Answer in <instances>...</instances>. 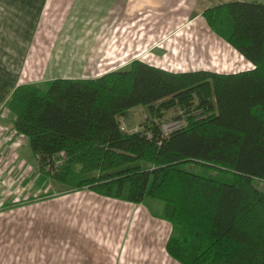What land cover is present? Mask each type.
I'll return each instance as SVG.
<instances>
[{"label":"trees","instance_id":"obj_1","mask_svg":"<svg viewBox=\"0 0 264 264\" xmlns=\"http://www.w3.org/2000/svg\"><path fill=\"white\" fill-rule=\"evenodd\" d=\"M202 16L253 68L175 72L134 60L47 89L21 84L6 107L40 168L69 190L163 201L155 215L171 224L166 251L179 263L264 264V3L231 0ZM136 106L146 118L127 133L120 124ZM169 110L182 124L165 135Z\"/></svg>","mask_w":264,"mask_h":264},{"label":"crops","instance_id":"obj_2","mask_svg":"<svg viewBox=\"0 0 264 264\" xmlns=\"http://www.w3.org/2000/svg\"><path fill=\"white\" fill-rule=\"evenodd\" d=\"M203 4L200 6L199 0H0V111L19 85L33 84L30 80L51 83L55 78H93L125 69L134 60L175 72L196 70L200 65L220 73L237 72L224 64L222 56L230 52L231 45L209 27L202 12L210 6ZM194 20L195 25L189 28L204 33L201 41H191L189 35L177 32L178 25ZM207 26L212 42L206 41ZM244 60L250 66L247 69L253 68ZM170 61L177 65L169 67ZM35 63L41 70L38 78L25 72L28 64ZM27 145L26 137L0 136V207L12 203L0 212L66 198L64 202L78 215L64 236L49 238L52 244L46 243L43 232L35 248L34 237L24 232L20 241L23 260L43 264H181L166 251L172 231L169 222L152 215L144 204L89 189L57 191L54 187H62L61 182L45 177ZM17 161L27 174L19 170ZM48 192L53 193L46 195ZM145 216L148 227L156 224L151 238L154 253L143 252L155 256L151 261L142 258L141 248L134 243L140 240L138 230ZM128 219L133 232L129 246L122 247L119 235L112 231L126 227ZM21 222L28 225L24 217Z\"/></svg>","mask_w":264,"mask_h":264},{"label":"rangeland","instance_id":"obj_3","mask_svg":"<svg viewBox=\"0 0 264 264\" xmlns=\"http://www.w3.org/2000/svg\"><path fill=\"white\" fill-rule=\"evenodd\" d=\"M246 1H259L263 2L264 0H246ZM227 2V0H199V4L201 6V3H204L206 6H213L219 3ZM203 4V5H204ZM195 21H189L187 23H183L182 25H178L177 32H183L186 36H190L191 41H201L204 36L203 32L197 31L194 28L190 29L189 27H193L195 25ZM207 32V42H212V39L209 38V28L208 26L205 27ZM203 37V38H202ZM193 39V40H192ZM205 39V38H204ZM220 39V38H219ZM215 43V42H213ZM212 43V44H213ZM229 47V46H228ZM230 52H227L223 54L222 59L224 61V64L227 63V65L232 68L233 71H241L247 69L248 62L244 60V58L240 55L239 52H237L232 46L229 47ZM200 57H204L203 55L197 54ZM207 57L209 55L207 54ZM216 58L218 56H215ZM171 60V58H170ZM173 60V58H172ZM174 61V60H173ZM177 61V60H176ZM176 63H173L172 61L168 62L169 67H175ZM177 65V64H176ZM209 70L207 67L200 65L196 70ZM29 71V75L36 74V78L39 76V71L41 72L38 64H28L27 70L25 72ZM214 71V70H212ZM218 72V71H215ZM41 75V74H40ZM29 82H33L34 85H39L40 87L48 88L49 81H44L42 83L41 79H33ZM146 109L142 106H136L134 107L131 112L130 116L125 120V123L128 127H140V123L143 122L145 119L144 115H146ZM176 115V112L174 110H169L165 113V115L162 118V124L168 125V124H174V128L178 127L177 125H181L182 122H177V120L174 118ZM169 128H171L169 126ZM0 136H13V137H25L24 135L17 132L13 126L11 115L5 106L4 109L0 111ZM23 139V138H22ZM28 149V150H27ZM27 151L31 152L30 146L27 145ZM25 151H20L21 157L24 156ZM35 161V159H34ZM18 165V166H17ZM16 166L19 168V170H24V168L21 167L20 163L17 161ZM186 168L191 169L195 172H210L211 170L205 167H202L197 164L189 163L185 165ZM48 169V168H47ZM57 171V169H56ZM27 174V170L25 171ZM53 173V170L50 171V174ZM22 174V173H21ZM24 174V172H23ZM22 174V175H23ZM46 174V173H45ZM49 175L46 174L45 177ZM18 184H22V182L18 181ZM62 184V187H54L58 190H65L68 189L66 184ZM256 186L264 191V181H256ZM52 188V191L53 189ZM69 190V189H68ZM53 193L48 192L46 195ZM66 198H62V200H58L56 202H45L41 204H28L25 206H20L18 209L11 210L10 212L4 211L0 212V264H43L36 260H23V248L21 246V235H23L24 232L29 233V238L34 237L35 243L34 247H37L38 242V235L39 233L45 232L46 234V243L52 244L53 241L49 240L50 237H53L55 235L56 238H59L61 235L64 236L63 232L67 231L69 227L74 226L76 223H74V219L77 217L78 213L76 212L75 208L71 210L70 206L67 202H64ZM28 202V201H27ZM22 202H19L20 205ZM56 203V204H54ZM12 203H7L5 205H2L0 207L2 210L6 209V206L10 207ZM145 208L148 212H151L152 215H155V213H159L160 208L163 206V201L154 199V198H147L144 204ZM4 208V209H3ZM144 214L146 215V210H144ZM155 212V213H154ZM156 216V215H155ZM24 217L28 220V225L21 222V219ZM130 219L127 221L126 227L122 229H118L116 232L119 235V240H122V247L123 246H129L130 243V235L133 232V229H130ZM148 219L145 216V223L141 228H139V232L141 233L140 240H137L138 234L136 236V239L134 241L136 248H141V251L143 255H145L143 252L148 250L154 253V249L156 248L153 245V241L151 242V238L154 236L152 235L154 233L155 223L152 222V225L148 227L149 225L146 224ZM160 223V222H158ZM158 225V224H157ZM29 226V227H28ZM167 227L168 224H167ZM88 230V229H86ZM89 231V230H88ZM150 231H153L152 233ZM69 232V230H68ZM107 235L110 233L108 231H104ZM111 232V231H110ZM18 237V239H17ZM132 243V242H131ZM143 259H149L151 261L155 256L147 257L146 255L143 256Z\"/></svg>","mask_w":264,"mask_h":264},{"label":"built area","instance_id":"obj_4","mask_svg":"<svg viewBox=\"0 0 264 264\" xmlns=\"http://www.w3.org/2000/svg\"><path fill=\"white\" fill-rule=\"evenodd\" d=\"M144 117L146 118V115H144ZM177 122H179V121H177ZM180 123V122H179ZM169 126L171 127V128H169ZM177 126H180L179 124L177 125ZM120 128H121V130H123V131H125V132H127V133H133V132H136V131H138L139 130V128L138 127H128L127 126V124L125 123V120H122L121 121V124H120ZM174 128V124H168V125H161V130H162V132H163V134H167L171 129H173ZM149 136H150V134H148ZM62 163V160L61 159H57L56 161H55V163H54V166H53V168H56V167H58V165H60ZM48 168H50L49 166H48Z\"/></svg>","mask_w":264,"mask_h":264}]
</instances>
